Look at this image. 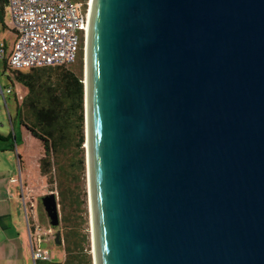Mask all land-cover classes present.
Segmentation results:
<instances>
[{"label":"water","instance_id":"obj_1","mask_svg":"<svg viewBox=\"0 0 264 264\" xmlns=\"http://www.w3.org/2000/svg\"><path fill=\"white\" fill-rule=\"evenodd\" d=\"M83 59L92 264H264V0H88Z\"/></svg>","mask_w":264,"mask_h":264},{"label":"trees","instance_id":"obj_2","mask_svg":"<svg viewBox=\"0 0 264 264\" xmlns=\"http://www.w3.org/2000/svg\"><path fill=\"white\" fill-rule=\"evenodd\" d=\"M3 63L5 69L13 74V77L7 76L9 85L13 86L17 80L28 90L16 108V115L20 124L43 144L40 172L48 177L49 183L56 181L62 209L65 259L60 263L37 260L36 264H92L88 252L89 238L84 230L87 193L82 184L85 175L83 145L86 139L83 54L81 52L77 62L71 66L18 70L10 68L6 58H3ZM14 98L19 102L16 92ZM0 138L5 137L0 134ZM73 147L78 157L69 168L63 159L72 153Z\"/></svg>","mask_w":264,"mask_h":264},{"label":"built area","instance_id":"obj_3","mask_svg":"<svg viewBox=\"0 0 264 264\" xmlns=\"http://www.w3.org/2000/svg\"><path fill=\"white\" fill-rule=\"evenodd\" d=\"M87 2L78 0H3L0 21L6 10L16 32V40L7 56L5 44L0 43V56L12 69L26 70L49 66H71L82 52L84 19ZM13 86L0 82V98L7 104L14 96ZM23 97L19 95V99ZM25 210H27L24 202ZM30 230L33 258L50 260L49 249L42 247L44 232L37 226Z\"/></svg>","mask_w":264,"mask_h":264},{"label":"rangeland","instance_id":"obj_4","mask_svg":"<svg viewBox=\"0 0 264 264\" xmlns=\"http://www.w3.org/2000/svg\"><path fill=\"white\" fill-rule=\"evenodd\" d=\"M9 19V17H7ZM1 32V31H0ZM73 68V67H72ZM8 74L13 77V74L10 70H6L4 67L3 60L0 58V82L4 87L9 86ZM13 88L18 95L24 97L28 90L27 88L18 82L17 80L13 83ZM22 99H19V102H16L14 96L8 98L7 104L0 98V134L5 138H0V146H6L7 151H2L0 148V166L8 165L13 168L14 173L17 174V181L19 182L18 169L19 166L26 169V172L29 176V186L31 188V201L26 203L27 210L24 208L25 219L28 225L30 224L31 231L34 232L35 228L39 226L40 230L44 232L42 239V247L49 249L50 251V260L53 262H63L66 256L64 251V236L63 228L61 223L62 209L59 203V192L57 188L56 181L49 183L48 177L41 175L39 168L40 158L44 155V148L42 142L33 137L29 131L20 124L19 118L16 115V108L21 104ZM12 135L9 137V135ZM8 136V137H7ZM16 136V140L14 137ZM7 137V138H6ZM14 144H16L17 150L11 149ZM84 147V145H83ZM18 154L21 155L22 159L18 158ZM78 155L75 152V148H72V153L68 157L63 159V162L70 168V164L74 163ZM7 163V164H6ZM25 173L23 174V178ZM85 191H86V177L84 175V180L82 182ZM51 192H54L58 197L59 203V215H60V224L57 228H53L50 225V219L47 216V213L43 207L41 197L47 195ZM31 207V208H30ZM86 210H87V223L85 231L90 235V226H89V216L87 208V195H86ZM60 233V242H56V235ZM26 241V252L29 254V258L26 260L20 261L16 260L12 264H36L37 261L30 257L32 253L28 232L25 236ZM88 252L91 255L90 251V239H89V250ZM92 259V258H91ZM9 264V263H8Z\"/></svg>","mask_w":264,"mask_h":264},{"label":"crops","instance_id":"obj_5","mask_svg":"<svg viewBox=\"0 0 264 264\" xmlns=\"http://www.w3.org/2000/svg\"><path fill=\"white\" fill-rule=\"evenodd\" d=\"M2 1L0 0V3ZM0 31V43L5 44L4 54L7 56L16 40L14 25L7 10L3 11ZM0 58L3 60L4 57L0 56ZM14 139L16 140V136ZM0 148L2 151H7L6 146H0ZM11 149L17 150L16 144ZM18 158L22 159L20 154H18ZM18 177L19 182L12 167L0 166V264H12L16 260L23 261L29 258V254L26 252L25 236L28 232V237L31 239V228L29 221L27 225L25 219L24 202L31 201L32 192L26 169L23 170L19 166ZM30 257H33V253L30 254Z\"/></svg>","mask_w":264,"mask_h":264}]
</instances>
